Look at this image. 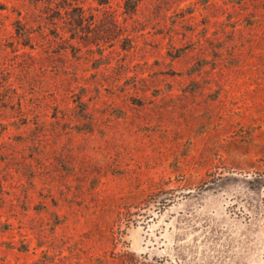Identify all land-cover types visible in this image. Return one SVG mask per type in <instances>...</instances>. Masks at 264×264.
Instances as JSON below:
<instances>
[{
	"label": "rangeland",
	"instance_id": "obj_1",
	"mask_svg": "<svg viewBox=\"0 0 264 264\" xmlns=\"http://www.w3.org/2000/svg\"><path fill=\"white\" fill-rule=\"evenodd\" d=\"M233 252L264 264V0H0V264Z\"/></svg>",
	"mask_w": 264,
	"mask_h": 264
},
{
	"label": "trees",
	"instance_id": "obj_2",
	"mask_svg": "<svg viewBox=\"0 0 264 264\" xmlns=\"http://www.w3.org/2000/svg\"><path fill=\"white\" fill-rule=\"evenodd\" d=\"M93 1L97 2L99 5H105V4L110 3V0H93ZM59 7H62V8H59ZM70 8H74V6H70ZM70 8H68L66 6H58V9L60 11L59 13H62V9H64L67 14H71L70 11H72V10H70ZM80 10L83 11V8H80ZM129 11L134 12L135 11V7H131L129 9ZM70 17H71V20H70L71 21V31H74L76 29V27L80 26L85 20V18H84L85 15H84L83 12H81V14H78V16L71 15ZM75 35H76V33L74 31L71 34V37L75 38ZM190 193H192V194H190ZM178 195L173 196V198H169V200H168V206H169L168 208L169 209L174 207V206H176V205H178V204H180V203L185 202L187 200L186 198L188 196L193 195L192 197H194L195 194H194V191H192V189H189L187 192H182L181 194H178Z\"/></svg>",
	"mask_w": 264,
	"mask_h": 264
},
{
	"label": "water",
	"instance_id": "obj_3",
	"mask_svg": "<svg viewBox=\"0 0 264 264\" xmlns=\"http://www.w3.org/2000/svg\"><path fill=\"white\" fill-rule=\"evenodd\" d=\"M204 212L209 213V212H207V210H204ZM173 225L174 224H172V226H170V227H173ZM177 225H180L179 226L180 228L178 229L177 227H175L174 230L178 231V233H181V232H185L186 233V232L189 231V226L184 220H181V223L177 224ZM201 227L202 226H199L198 229L196 230V232H192V234L198 235L199 234V230L201 229ZM189 234L187 236H185V237H183L181 235L182 237L181 238L179 237V240H175L174 243H173V244H176L178 246V250H179L180 254L183 256V258L185 260L186 259L190 260L189 259L190 256H189V253H188V246H189V243L190 244L192 243V239H191L192 234L191 235H189ZM170 236H172V234Z\"/></svg>",
	"mask_w": 264,
	"mask_h": 264
},
{
	"label": "flooded vegetation",
	"instance_id": "obj_4",
	"mask_svg": "<svg viewBox=\"0 0 264 264\" xmlns=\"http://www.w3.org/2000/svg\"><path fill=\"white\" fill-rule=\"evenodd\" d=\"M236 212L237 213H235V212L233 213L232 212V213H230V215L232 214L231 216H234L236 219H246L247 220L249 218V215H247L246 213H242V211H240V210L239 211H236ZM230 221L231 222H229L230 224H228V228L232 227L234 230L240 229V227L238 225L236 226L235 224H233L234 223V220H230ZM232 233L233 232H230L229 234H232ZM253 238L255 239V235L253 236ZM231 241L233 242V240H231ZM232 242H231L230 245H228V249L226 248V250H232V249H234L235 243H232ZM245 256H246V254H242V256L239 255V252H237V253H234V252L231 253V260L233 262L231 264H239L241 262V259H244ZM222 258H223V256H222ZM222 258H220V259H222Z\"/></svg>",
	"mask_w": 264,
	"mask_h": 264
}]
</instances>
